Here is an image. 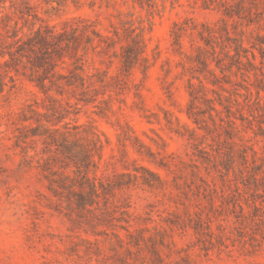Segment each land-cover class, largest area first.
Here are the masks:
<instances>
[{
	"label": "rangeland",
	"instance_id": "374dc122",
	"mask_svg": "<svg viewBox=\"0 0 264 264\" xmlns=\"http://www.w3.org/2000/svg\"><path fill=\"white\" fill-rule=\"evenodd\" d=\"M203 1L65 0L60 7L55 3L31 1L39 17L34 21L35 28L42 24L59 26L65 20L79 17L94 22L101 34L112 35L113 28L121 33L127 21H134V25L144 22L145 55L150 65L146 73L134 69L118 90L111 89L98 99L107 103L70 108L58 127L64 124L70 130L77 127L82 142L91 132L100 135L101 159L95 156L98 176L112 172L133 174L134 169L144 167L166 182L164 191L138 187L127 191L125 196L130 203V230H143L145 237L153 236L158 240L156 232L164 229L166 241L173 244L169 247L157 244L159 259L149 252L150 243L147 250L138 253L132 250L127 256L111 236V232H115L125 238V232L118 227L106 230V236H93L72 226L62 214L66 212L64 205L46 188L47 172L41 170L42 162L38 163L35 157L42 146L32 143L16 146L14 135L16 129L22 127L17 114L26 104L36 109L35 102L41 104L42 98L27 80L17 77L13 89L5 79L7 86L0 95V264H120V258H125L129 264H264V191L260 188L256 195L254 189L247 190L240 183L253 172L254 165L261 167V176L264 172V56H260L257 47H252L257 35L264 38V21L261 26L254 22L246 26L250 9L251 19H260L253 14L251 0L244 1L246 17L243 19L224 15L226 8L237 10L238 0H207L209 9L202 8ZM256 2L261 11L264 0ZM176 22L188 27L196 25L198 29L204 23L226 24L229 34L237 38L238 32L243 31L242 41L249 51L248 58L251 60V52L256 56L253 66L242 59L244 65L239 71L233 68L231 73L225 72L231 82L221 81L225 90L204 83L207 98L215 100L217 109L222 111L219 115L222 123L211 113L216 130L208 119L206 104L201 103L200 108L205 112L208 131L198 130L186 116L187 83L195 74L190 70L194 64L186 56L195 54L200 41L196 31L188 30L181 39V47L174 51L171 30ZM100 60L92 54L87 56L90 67L107 71L108 76L118 73L117 59L111 58V62L105 59L103 64ZM192 82L197 84L195 79ZM219 97L224 104V99L233 103L230 120L237 130L230 135L224 132L227 118L216 103ZM38 110L44 112L40 107ZM186 129L194 131L197 139H189ZM241 145L256 151L255 163L247 150L248 163L242 165L238 158ZM196 148L206 152L203 158L198 156ZM228 152L234 154L231 169L224 168ZM198 177L216 189V193H212L213 208L208 198L201 195L203 190L198 186L202 183ZM235 185L240 193L235 197L240 201L243 214L228 198L234 194ZM183 202L190 204V222L183 214L180 204ZM193 212L201 214L203 222L210 226L211 237L195 234L190 228L197 219ZM175 213L185 229H168L165 220H174Z\"/></svg>",
	"mask_w": 264,
	"mask_h": 264
},
{
	"label": "trees",
	"instance_id": "16d2710c",
	"mask_svg": "<svg viewBox=\"0 0 264 264\" xmlns=\"http://www.w3.org/2000/svg\"><path fill=\"white\" fill-rule=\"evenodd\" d=\"M31 1L0 0V95L7 86L5 79H8L11 83L10 89H13L15 78L23 77L42 96L41 104L35 102L36 109L31 104H26L17 114V120L22 123V127L17 128V134L14 135L16 146L29 143L42 146L40 153H35V157H38V163L42 162L39 165L41 170L47 172L46 188L52 197L64 205L66 212L59 211V213L66 216L72 226L93 236H106V230L118 227L125 232V238L115 232H111V236L115 239L117 247L127 253V256L132 250L137 253L143 249L147 250L150 243L152 250L149 252L159 259L157 244L160 247H169L173 242L166 241L167 235L164 229L156 232L158 240L153 236L145 237L143 230H130V203L125 193L138 187H145L151 191H164L166 182L158 174L144 167L134 169L133 174L112 172L110 175L98 176L95 156L98 160L101 159L100 152L103 145L100 135L91 132L82 142L77 127L72 128V131L66 124L58 127L66 114L68 115L70 108L77 109L79 105H94L96 102L107 103V100L98 101V99L111 89L118 90L134 69L138 68L146 73L150 65L145 55L144 22L140 21L134 25V21H127L125 23L127 26L122 27L121 33L113 28L112 35L101 34L94 22L79 17L65 20L59 26L42 24L35 28L34 21L39 20V17ZM37 1L46 4L55 3L57 7L65 4V0ZM244 1L238 0L236 11L226 8L224 15L227 18L234 16L239 19L245 18ZM251 4L254 8L253 14L260 19L256 21L251 19L250 9L246 26L253 22L261 26V22L264 21V7L259 11L256 0H251ZM202 8H210L207 0L203 1ZM19 23L22 25L20 26ZM25 27H27L26 32ZM188 30L196 31L200 45L196 46L193 56H186L189 62L194 64L190 70L195 73L187 83L189 103L186 116L198 130L208 131L207 121L204 119L205 112L200 108L201 103L206 104L208 119L216 130L218 128L211 113L214 112L222 123L223 119L219 116L222 111L217 109L215 100L207 98L204 83L225 90L221 81L226 84L231 83L225 72L231 73L233 68L239 71L244 65L242 59L246 60L247 65L253 66L252 61L256 60V56L251 52V60L248 58L249 51L243 46L242 41L244 32H238L239 38L232 37L226 24L217 26L204 23L200 24L198 29L196 25L188 27L183 23H174L171 30L172 45L176 47L174 51L177 52L181 47V39ZM252 47H257L260 56H264L262 36H256V43ZM89 54L99 57L101 64L106 61L105 59L108 62H111V58L117 59L118 73L115 76H108L107 71L90 67L87 64ZM212 64L214 68H211ZM193 79L197 84L192 82ZM210 91L215 93L214 90ZM258 99L259 92L256 97V100ZM223 101L225 104L219 97L216 103L226 113L224 132L230 135L232 131L237 130L235 123L230 120L233 103L229 99ZM233 102L239 105L236 100ZM39 107L44 112H40ZM237 112L240 113V109H237ZM239 117L240 120L244 119L242 113ZM186 132L189 134V139H197L194 131L186 129ZM180 135L184 136L181 133ZM34 148L32 147V150ZM241 149L238 158L242 161V165L248 163L247 150L251 152L252 163L256 162L257 153L253 148L241 145ZM196 150L198 156L203 158L202 155L206 152L203 149L196 148ZM234 162V154L226 153L224 168L231 169ZM260 169L261 167L254 165L252 169L254 173L252 172L246 179H241L240 182L247 190L254 189L253 193L256 195L259 194L260 188L264 191V172L261 176ZM198 178L202 183L198 186L203 190L201 195L203 198H208V203L213 208L212 193H216V189L201 177ZM233 193L228 195V198L243 214L240 201L235 197L240 196L237 185ZM118 195H120L119 199ZM180 204L184 216L190 222L192 220L190 204L186 205L184 202ZM253 208L258 209L255 205ZM193 214L197 219L190 228L195 234L211 237L213 234L210 226L203 222L202 215L197 212ZM174 218V220H165L170 231L186 228L180 223V216L177 213L174 214ZM119 262L129 264L125 258H120Z\"/></svg>",
	"mask_w": 264,
	"mask_h": 264
}]
</instances>
